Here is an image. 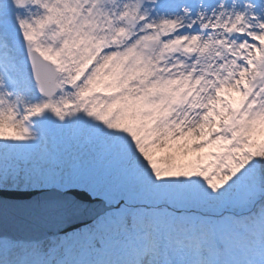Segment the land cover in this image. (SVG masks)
<instances>
[{
  "label": "snow or ice",
  "instance_id": "6c2138e0",
  "mask_svg": "<svg viewBox=\"0 0 264 264\" xmlns=\"http://www.w3.org/2000/svg\"><path fill=\"white\" fill-rule=\"evenodd\" d=\"M78 47L81 84L110 80L178 130L157 156L235 165L161 176L58 108L51 144L0 128V264H264V153L245 148L264 124V0H0V94L51 96ZM101 190L106 210L65 232L87 207L70 194Z\"/></svg>",
  "mask_w": 264,
  "mask_h": 264
},
{
  "label": "rangeland",
  "instance_id": "374dc122",
  "mask_svg": "<svg viewBox=\"0 0 264 264\" xmlns=\"http://www.w3.org/2000/svg\"><path fill=\"white\" fill-rule=\"evenodd\" d=\"M91 55H92V52L87 50L86 47H78V48L74 49L73 55H71L67 59L66 71L63 72V78L61 80L64 81V80L69 79L71 77V75L76 71L78 65L82 61L90 58ZM107 81L110 82V80H107V79L98 80L97 84L95 86L83 84L81 86L80 90L85 89V88L88 89L86 96L90 99L91 104H93L92 101L97 100V98H99L103 102L105 99H107L109 97V95L107 93L112 92L111 86L115 85V84H113V85L110 84L111 86H107V84H106ZM102 87H104L105 89H101ZM96 90L100 91V95H97L98 91H96ZM115 99H116V101L113 103L119 104V108H118L119 116H116L115 121H116V123H117V121H120L122 119H124L123 122L131 121V124H133L131 135H132V138L134 141L136 140V137L138 136L139 132L146 131V130H148L147 128H149L150 131L147 133L151 134L152 144L157 147L159 142H165L166 143L168 140H170L172 138V136L175 134V132L178 131L177 129H171V130L163 129L160 126L161 117L158 116L157 113L152 111L151 109L141 108L138 103L134 102V98L128 99L127 93L125 91L116 93ZM45 104L49 105V107L46 108L44 113H42V114H45V117H47V119H49V122L52 124V127L55 129L56 124L58 122V115H57L55 110L57 108L59 109V115H60V113L63 115V110H62V108H60L56 105L51 106V104L48 102H45V103L38 105V106L43 107ZM124 104H125V106H127L125 115H124V110H123ZM136 121L139 122V126L134 124ZM65 122H66V119H65ZM143 123H145V125ZM109 127L113 131H115V123L109 124ZM64 147L67 149L66 154L68 156H71L75 152L78 151V149L74 145L65 144ZM136 147H137V145H136ZM190 151H195V150L190 149Z\"/></svg>",
  "mask_w": 264,
  "mask_h": 264
},
{
  "label": "trees",
  "instance_id": "16d2710c",
  "mask_svg": "<svg viewBox=\"0 0 264 264\" xmlns=\"http://www.w3.org/2000/svg\"><path fill=\"white\" fill-rule=\"evenodd\" d=\"M254 152H255V154H258L259 152H260V149H258V150H254Z\"/></svg>",
  "mask_w": 264,
  "mask_h": 264
},
{
  "label": "water",
  "instance_id": "95a60500",
  "mask_svg": "<svg viewBox=\"0 0 264 264\" xmlns=\"http://www.w3.org/2000/svg\"><path fill=\"white\" fill-rule=\"evenodd\" d=\"M13 198H20L19 196H14Z\"/></svg>",
  "mask_w": 264,
  "mask_h": 264
}]
</instances>
